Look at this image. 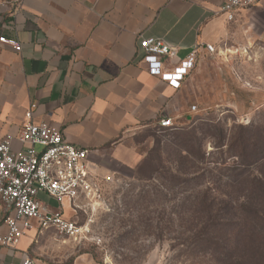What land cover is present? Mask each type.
Wrapping results in <instances>:
<instances>
[{
  "label": "crops",
  "instance_id": "0c3cea01",
  "mask_svg": "<svg viewBox=\"0 0 264 264\" xmlns=\"http://www.w3.org/2000/svg\"><path fill=\"white\" fill-rule=\"evenodd\" d=\"M222 5L223 0H0V39L22 47L17 52L0 42V138L10 136L12 149H23L19 135L35 105L33 121L87 150L89 165L100 175L130 176L140 158L141 133L160 128L163 118H190L202 91L195 69L204 58L249 50L253 40L264 47V0L239 9L233 20ZM146 38L177 49L174 58L163 59L169 70L198 50L196 66L179 89L147 72L140 47ZM39 199L52 211L62 208L45 194ZM63 210L76 221L67 204ZM6 231L0 211V233ZM51 231L33 228L16 249L0 246V264H49L38 255L40 234ZM72 264L96 262L83 254Z\"/></svg>",
  "mask_w": 264,
  "mask_h": 264
},
{
  "label": "rangeland",
  "instance_id": "374dc122",
  "mask_svg": "<svg viewBox=\"0 0 264 264\" xmlns=\"http://www.w3.org/2000/svg\"><path fill=\"white\" fill-rule=\"evenodd\" d=\"M249 48L204 58L190 118L141 133L138 164L118 176L109 206L72 214L88 237L40 234L38 259L264 264V47Z\"/></svg>",
  "mask_w": 264,
  "mask_h": 264
},
{
  "label": "built area",
  "instance_id": "2783aa9c",
  "mask_svg": "<svg viewBox=\"0 0 264 264\" xmlns=\"http://www.w3.org/2000/svg\"><path fill=\"white\" fill-rule=\"evenodd\" d=\"M41 1V0H38ZM262 0H223L222 11L233 20L241 8L252 9ZM10 44L15 51L22 47L18 42L0 39ZM146 70L152 76L160 77L171 87L179 89L185 78L194 70L198 50H194L174 69H166L163 59H172L177 49L161 38H146L140 42ZM209 52H215L213 45H205ZM27 112L19 141L23 149H12L10 136L0 138V211L5 215L6 233H0V246L16 249L21 239L33 228L41 231L54 230L70 240L81 242L89 235V227L64 216L67 204L74 214L95 213L109 206V195L120 180L102 176L88 162V151L75 147L63 133L45 122L33 121V109ZM196 107H192L195 110ZM161 129H172V118L159 121ZM47 195L60 208L52 211L49 205L39 199ZM24 264H35L27 259Z\"/></svg>",
  "mask_w": 264,
  "mask_h": 264
},
{
  "label": "trees",
  "instance_id": "16d2710c",
  "mask_svg": "<svg viewBox=\"0 0 264 264\" xmlns=\"http://www.w3.org/2000/svg\"><path fill=\"white\" fill-rule=\"evenodd\" d=\"M240 138H243V136L242 135H240ZM254 147H257V145L256 144H254L253 145ZM243 151H245V148L243 147Z\"/></svg>",
  "mask_w": 264,
  "mask_h": 264
}]
</instances>
